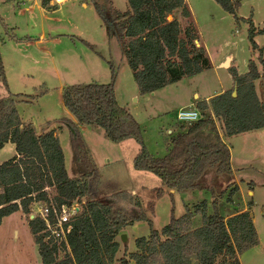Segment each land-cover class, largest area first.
Wrapping results in <instances>:
<instances>
[{
  "label": "trees",
  "instance_id": "obj_1",
  "mask_svg": "<svg viewBox=\"0 0 264 264\" xmlns=\"http://www.w3.org/2000/svg\"><path fill=\"white\" fill-rule=\"evenodd\" d=\"M50 1L43 0V6L55 9L56 5H51ZM90 1L108 38L118 40L140 94L153 92L211 67L206 48L196 43L199 32L186 0H127L125 10L117 8L113 0ZM217 1L233 14L240 4V0ZM178 11L189 21L186 26L176 17L169 18ZM249 21L251 46L257 49L255 37L264 35V25L257 28L251 19ZM83 42L95 48L91 42L85 39ZM259 59L262 70L254 60L249 61V70L244 74L231 66L233 88L209 102H195L203 111V117L182 126L181 131L172 135L170 149L162 157L149 150L144 128L131 111L118 102L117 67L113 61H109L110 83L64 87L63 102L77 119V122L62 119L71 130L73 159L82 167L81 173L74 177L67 172L64 151L55 132L38 133L20 116L17 102H30V99L19 94L0 97V149L12 142L17 150V155L0 164V225L4 217L19 210L28 215L43 264H216L220 255L240 264L239 255L259 243L250 210L253 201L250 200L248 209L225 217L219 210V200L225 195V189L215 194L212 187L199 182L209 167L223 173L233 171L228 143L217 133L216 121L211 115H204L205 109H210L227 136L264 127V100L255 84L257 79L264 77L262 52ZM0 82L7 86L1 54ZM79 124L100 127L113 142L134 138L140 145L134 158L136 169L154 173L168 188L179 192L208 189L213 196V212L209 213L207 200L193 208L186 205L183 215L175 217L172 214L169 223L158 230L145 212L135 216L100 201L99 173ZM208 125L215 136L205 131ZM238 190V185L232 186L228 201L233 200ZM36 202L54 204L58 210L64 204L77 202L80 205V210L70 220V249L63 248L62 257L54 239H45V220L41 216L30 217ZM198 215L202 223L194 226ZM137 220L148 222L150 234L136 239L137 251L116 259L120 248L116 237Z\"/></svg>",
  "mask_w": 264,
  "mask_h": 264
},
{
  "label": "rangeland",
  "instance_id": "obj_2",
  "mask_svg": "<svg viewBox=\"0 0 264 264\" xmlns=\"http://www.w3.org/2000/svg\"><path fill=\"white\" fill-rule=\"evenodd\" d=\"M36 1L23 4L21 0H0V54L7 82V86L0 82V96L19 94L30 99V102H17L16 107L20 116L26 122L36 124L39 129L46 126L44 124L49 121L50 128L55 126V121L60 118H74L63 102L64 87L72 84L110 83L109 61H113L117 67V74L121 76L119 95L123 100H127L126 107L133 109L137 102L132 101L134 98H131L130 88L132 85L133 88L136 86L135 79L128 65V72L122 70L118 73L119 59L122 57L126 63L121 46L116 38L109 39L106 36L103 25L98 24L101 31L100 34L97 33L93 21L97 20L98 15L92 2L90 1V7L85 9L80 1L71 0L62 6L63 11L56 12L50 21L43 17L41 3H38L39 0ZM114 1L115 6L121 10L128 6L127 0ZM186 2L199 32V40L196 43L206 48L214 67L203 73V78L189 79L184 85L197 86L201 83L203 94L221 86L230 87L234 80L230 70L224 67L228 61L224 66L220 65L228 56H232L231 66H235L240 74L248 72L250 60L256 61L262 70L259 58L261 52L264 57V35H256L255 40L259 48L253 49L249 38V19L257 28L264 25V0H240L236 14L225 10L217 0ZM20 7L24 10L19 11ZM173 17H176L182 26L189 22L181 16L180 11L169 18ZM82 29L96 35V38H85L94 45V49L77 36ZM41 31L45 32L47 38L46 41L39 43L37 40ZM59 33H67L69 36L59 37L57 36ZM129 75L132 79L128 77ZM255 84L260 98L264 100V77L257 79ZM137 106L141 104L138 103ZM198 110L202 118L203 111L200 108ZM205 112L204 116L211 115L216 121L217 133L222 134L227 140L234 171L223 173L217 171L215 167H209L199 182L212 187L215 194L225 189V195L219 200L220 213L225 217L248 209L250 200L253 201L250 210L259 243L241 253L239 260L240 264H264V127L227 136L222 123L214 117L212 111L205 109ZM60 123H63L62 120ZM153 126L154 123L147 125L146 136L149 143L156 141ZM82 132L89 135L87 143L92 144L98 152L99 158L97 157L98 161L95 164L100 179L98 189H103L100 193L105 194V197H98L100 201L104 202L107 199L114 207L135 216L145 212L158 230L169 223L172 214L175 217L183 215L186 212V205L193 208L207 200L209 213L213 212V196L208 189L172 193L163 185L160 177L150 171L134 167L130 154L126 152L128 149L123 143L111 141L104 132L101 134L97 132L89 134L86 130ZM131 140L130 142L139 147L135 139ZM62 142L67 152L70 175H79L74 172L81 173L82 167L72 159L70 139L67 140L66 136H63ZM235 185H238L239 190L230 202L227 196ZM143 186L147 187L146 191ZM131 188L137 192H133ZM32 210L38 214L36 204ZM201 223V215H198L193 225L199 226ZM131 227L126 232L125 229L122 231L126 234V240H122L121 236L118 239L120 248L116 259L125 253L137 251L136 239L150 234V226L144 220H137ZM63 255L64 251L61 250L60 256ZM0 264H43L28 215L23 213L21 216L20 212H14L4 218V223L0 225ZM216 264H234V261L220 255Z\"/></svg>",
  "mask_w": 264,
  "mask_h": 264
},
{
  "label": "crops",
  "instance_id": "obj_3",
  "mask_svg": "<svg viewBox=\"0 0 264 264\" xmlns=\"http://www.w3.org/2000/svg\"><path fill=\"white\" fill-rule=\"evenodd\" d=\"M69 1H71V0H51L50 4L51 5L55 4L56 7H55V9H50V10L43 6V3H42L43 0H39L38 3H41V10L43 11V17H47L48 20L51 21L53 15H56L57 14L56 12H58V11H63L62 6H64L67 3H69ZM78 1L81 2V5L85 9H88L90 7V5H91L90 0L89 1L78 0ZM21 2L24 4L25 2L36 3L37 1L36 0H21ZM26 8L27 7H25V9ZM23 10H24V8L20 7L19 11H23ZM93 24L95 25V27H97L96 28L97 29L96 30L97 33L100 34L101 30H100V28H98V24L99 25H103L101 19L98 17L97 20H95V22L93 21ZM104 30H105V28H104ZM63 35L69 36L67 33H59V34H57V36H59V37H61ZM77 36L79 38H83V39L89 38V37L96 38V35L94 33L91 34L90 32H88L86 30H83V29L81 30V32H79L77 34ZM106 36H107V34H106ZM46 38H47V36H46L45 32L41 31L40 37L38 38L37 41L39 43H42V42L46 41ZM227 61H228L227 66H224V64ZM232 62H233L232 61V56H228L227 58H225L224 60H222L220 62V65H222L224 67H227L229 69L231 67ZM118 63H119V67H120V69L118 70V73H120L122 70L126 71V72L129 71L128 67H127V65L129 66V64L127 63V61H126V63H127L126 64L122 57L119 59ZM211 63H212V61H211ZM212 67H214L213 63H212L210 68L205 69V70H203L202 72H200L198 74H195V75H192V76H189V77H184V78H182L181 80H179V81H177L175 83L169 84L167 86H164V87H162L160 89H157V90H155L153 92H150V93H146V94L138 93L137 83H136V86H134V88H133V85H132V88H130L131 89V98H134V100H132V101L137 102L135 104V107L138 105V103H140L141 106H139V107L137 106L136 108L133 107V109L131 107H129L128 109L131 111V113L134 115L136 120L144 128V139H145V142H146L149 150L154 155L162 157L165 154H167L168 150L170 149V143L169 142H170L171 136L176 134L177 132L181 131L182 130V126H184V125L187 126L189 124L187 122L180 121L177 118V113H178V111L180 109L187 108V109H195V110L199 111L198 107L196 106V103H195L196 101L206 100V101L209 102L211 100V98H213L214 96H216V95H218V94H220V93H222V92H224L226 90H229V89L233 88L234 83L228 88L226 86H221L219 89H214L210 93H207V94L204 93L203 94L202 93L203 91L201 89V83H199V85H197V86H194V85L193 86H186V85H184V83L187 80H189V79H194L195 77L203 78V73H205L207 71H210ZM130 69H131V67H130ZM131 75L134 78L132 69H131ZM132 76L129 75L128 77L130 79H132ZM120 77L121 76L118 75V77L116 79L115 90H116V95H117V99H118L119 103L122 106L126 107V106H128L127 100L126 101L123 100L121 95H119V81H120ZM205 77H206V74H205ZM207 86H209V85H206V87ZM62 119L63 118H60L59 120L55 121L56 125L52 126L50 128H48V127L50 126L51 122L48 121L46 124H44L46 126H43L45 128L42 127L41 129H39L37 127V125L34 124L33 122H26L25 120L24 121L26 123L32 124L35 127V129H36V131L38 133L49 132V131H52V130L55 132V134L60 139V143H61V146H62L63 151H64L65 165H66L67 172H68L70 177H74V175L71 176L69 171H68L67 152H66V150H65V148L63 146L64 144L62 142L63 136H66L67 140L70 139V136H71V132L70 131L71 130L68 127V125H66L63 121H62L63 123H60ZM69 119L77 122V119L75 117L74 118H69ZM151 123H154L153 127L155 129H153V128L152 129H153V131L155 133V137H156V141L153 142V143H149L148 140H147V136H146L147 125H150ZM175 124H177V125L175 126ZM46 128H48V129H46ZM43 129H45V130L42 132ZM79 129H80V131H81V133L83 135V138H84L87 146L89 147V149H90V151H91V153L93 155L94 162L96 164V161H98V159H97V157H98L97 153L98 152L93 147L92 144L89 145L87 143V135L88 134L85 135L82 131L86 130L87 133L91 132V133L94 134L95 132H97V133L101 134V133L104 132V130L101 129L100 127L86 125V124H79ZM208 129H210V131ZM40 130H41V132H40ZM205 130H206V132H208L212 136L216 135L215 131L211 127H208ZM91 133H89V134H91ZM104 135H105V132H104ZM88 139H89V135H88ZM131 139L132 138H128V139H125V140H123L121 142H116V143L117 144L123 143L125 145L124 147L126 149H128L126 152L128 154H130L129 156L131 158V162H132V164H134V158L139 153L140 145L138 144L139 145V147H138L137 144H134V142H130V141H132ZM223 139L227 143V140L224 137H223ZM15 155H17L16 145L14 143H12V142H7L0 149V164L5 162V161H7L8 159L14 157ZM72 159H73V155H72ZM233 171H234V169H233ZM77 173L79 174L78 171L74 172V174H77ZM75 176H77V175H75ZM163 185H165V184H163ZM143 188H144L145 191L147 190L146 186H143ZM131 189H133V188H131ZM100 190H103V189H100ZM168 191H170L172 193H175L177 190L168 188ZM133 192H137V191L133 189ZM100 196L105 197V194L102 193ZM104 202L110 203V201L107 200V199ZM17 212H20L21 216H23V212L21 210H19ZM6 217H4V218H6ZM4 218H3V221L1 223V225L4 223ZM136 222H134L132 225L127 226L125 228L124 232H126L127 229L132 228L131 226H134V224ZM121 234L116 237L117 241L120 238Z\"/></svg>",
  "mask_w": 264,
  "mask_h": 264
},
{
  "label": "built area",
  "instance_id": "obj_4",
  "mask_svg": "<svg viewBox=\"0 0 264 264\" xmlns=\"http://www.w3.org/2000/svg\"><path fill=\"white\" fill-rule=\"evenodd\" d=\"M177 118L180 121L191 124L201 118V113L195 109L182 108L178 111ZM35 204L38 209V214L32 210L31 218L41 216L45 220V232H47L45 239L49 240L53 238L58 244L60 251L63 248L69 250L68 235L72 230L70 220L80 210L79 203L74 202L71 205L64 204L60 210L54 204L49 205L46 202H36Z\"/></svg>",
  "mask_w": 264,
  "mask_h": 264
},
{
  "label": "water",
  "instance_id": "obj_5",
  "mask_svg": "<svg viewBox=\"0 0 264 264\" xmlns=\"http://www.w3.org/2000/svg\"><path fill=\"white\" fill-rule=\"evenodd\" d=\"M234 94H236V92H234ZM121 238H122V240H126V234L122 233Z\"/></svg>",
  "mask_w": 264,
  "mask_h": 264
}]
</instances>
